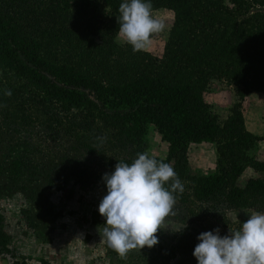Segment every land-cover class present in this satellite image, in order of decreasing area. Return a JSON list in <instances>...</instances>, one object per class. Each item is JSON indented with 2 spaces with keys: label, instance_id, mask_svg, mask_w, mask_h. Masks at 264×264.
<instances>
[{
  "label": "trees",
  "instance_id": "16d2710c",
  "mask_svg": "<svg viewBox=\"0 0 264 264\" xmlns=\"http://www.w3.org/2000/svg\"><path fill=\"white\" fill-rule=\"evenodd\" d=\"M253 1L264 7V0ZM120 3L56 0L50 7L56 23L39 31L5 13L0 1V101L5 109L14 107L7 113L8 124H40L48 134L71 137L73 150L97 156L104 140L97 129L113 130L134 149L122 158L102 156L101 180L118 161L131 163L144 152L143 139L151 128L167 143L166 155L153 157L170 163L181 181L191 143H211L217 152L215 168L193 176L190 185L199 207L216 195L230 205L263 201L264 161L255 163L248 154L263 138L246 128L237 106L221 120L202 92L210 79L222 77L238 86L240 98L264 90V15H245L247 0H152L153 8L174 11L162 57H156L116 42ZM105 8L113 17L101 25L98 16ZM122 67L131 74L124 80L118 77ZM29 140L10 143L6 170L14 180L22 181L24 174L34 179L38 169L39 162L28 153L39 149ZM249 163H258L254 169L263 176L240 187L235 181ZM179 198L186 201L182 194ZM7 243L0 230V249L6 250Z\"/></svg>",
  "mask_w": 264,
  "mask_h": 264
},
{
  "label": "rangeland",
  "instance_id": "374dc122",
  "mask_svg": "<svg viewBox=\"0 0 264 264\" xmlns=\"http://www.w3.org/2000/svg\"><path fill=\"white\" fill-rule=\"evenodd\" d=\"M0 1L5 13L22 17L27 25H34L39 31L49 29L50 23L57 21L56 12L50 8L56 0ZM247 2L249 9L245 15H264L263 6L253 0ZM226 3L232 7L231 2ZM111 14L109 8L102 11L98 16L101 25L111 22ZM153 15L164 21L165 29L155 34L142 52L162 57L173 26L174 11L164 7L153 8ZM115 40L119 45H125L119 42L117 35ZM128 69L122 67L118 77L123 80L129 78ZM202 93L221 120L237 106L246 128L264 139V90H255L240 98L238 86L222 77L210 79ZM2 105L0 101V230L7 234L8 243L6 250L0 249V264H197L192 252L198 243L196 237L199 233L219 228L221 236L227 235L229 229L239 227V224L231 222L232 213L237 212L238 219L244 222L249 214L264 212V199H247L245 204L230 205L222 195L210 198L199 207L201 202L192 196V177L213 172L217 152L214 144L191 143L189 168L186 179L182 180L184 191L176 195L175 215L166 220L172 229L184 222L187 227L181 232L158 230V244L140 251L132 250L121 258L97 231L104 224L98 204L106 194V187L99 176L103 172L101 157L122 158L129 156L134 148L118 140L113 130L98 128L103 132L96 131L104 137L101 143L103 151L99 156L84 153L81 149L73 150L75 143L71 137H61L55 132L48 134L40 124L25 128L18 123L8 124L7 113L14 107L5 109ZM92 127L95 129L97 125ZM14 128H20V132H15ZM26 136H30L29 142L32 141L33 146L39 149L28 153V157L39 162L38 169L34 179L24 174L20 177L22 181H17L6 170L12 159L9 147L11 142ZM263 139L248 152L255 163L264 161ZM142 149L151 156L164 157L167 143L151 128L143 139ZM21 150L15 149L16 152ZM254 164L244 167L235 184L243 187L249 178L263 176L254 169L258 163ZM181 194L185 202H181Z\"/></svg>",
  "mask_w": 264,
  "mask_h": 264
},
{
  "label": "clouds",
  "instance_id": "9594fccd",
  "mask_svg": "<svg viewBox=\"0 0 264 264\" xmlns=\"http://www.w3.org/2000/svg\"><path fill=\"white\" fill-rule=\"evenodd\" d=\"M118 13L117 38L133 53L144 51L152 37L165 29L164 21L153 15L152 0H121ZM102 181L106 194L98 212L104 224L97 231L121 258L158 244V230L181 232L187 227L185 222L174 229L166 224L175 215L176 193H183L185 187L170 163L137 153L131 163L118 161ZM230 219L239 227L229 229L227 235L221 236L219 228L197 235L192 252L197 264H264V212L249 214L244 222L234 212Z\"/></svg>",
  "mask_w": 264,
  "mask_h": 264
},
{
  "label": "crops",
  "instance_id": "0c3cea01",
  "mask_svg": "<svg viewBox=\"0 0 264 264\" xmlns=\"http://www.w3.org/2000/svg\"><path fill=\"white\" fill-rule=\"evenodd\" d=\"M250 130V129H249ZM250 132H252V130H250ZM252 133H254V132H252ZM264 140V139H263Z\"/></svg>",
  "mask_w": 264,
  "mask_h": 264
}]
</instances>
